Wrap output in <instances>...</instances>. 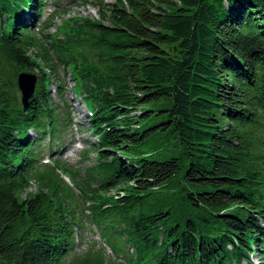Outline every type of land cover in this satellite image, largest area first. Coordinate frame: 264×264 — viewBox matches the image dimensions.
Instances as JSON below:
<instances>
[{"label":"trees","instance_id":"1","mask_svg":"<svg viewBox=\"0 0 264 264\" xmlns=\"http://www.w3.org/2000/svg\"><path fill=\"white\" fill-rule=\"evenodd\" d=\"M47 1L0 0V264L264 261V0H97L55 33ZM69 73L97 136L83 171L50 152ZM88 219L115 256L76 250Z\"/></svg>","mask_w":264,"mask_h":264},{"label":"rangeland","instance_id":"2","mask_svg":"<svg viewBox=\"0 0 264 264\" xmlns=\"http://www.w3.org/2000/svg\"><path fill=\"white\" fill-rule=\"evenodd\" d=\"M114 0H103L104 3H111ZM97 0H89L84 3L83 0H48L46 3V11L44 12L43 21L53 17V26L50 28L51 33H55L58 30V26H61L64 20L68 17H82V18H92L99 19V5ZM57 11V12H56ZM29 23L31 19L27 20ZM108 23V21H106ZM63 73V70H62ZM52 86L51 94L55 102L59 105L60 111L63 114L71 113L73 118V123L68 125L64 130V135L62 139H57V144L54 149L50 152L54 158H60L68 161L70 164L77 167V169L86 170L88 167L96 163V152L90 150L88 155H86V150L91 146V141L95 140L97 136L93 133L90 128V122L88 118L87 111L85 110L84 102L80 97L77 96L73 86L75 85V79L72 77L71 73L67 74V84L68 89H66V100L61 98L58 93L57 87L58 82L54 76H52ZM33 137H36V133L32 131ZM63 140V142H62ZM44 145H49V138L42 140ZM48 151V150H47ZM44 160H50V153H45ZM68 182L69 177L65 178ZM37 183L32 182L30 190H36ZM81 204L80 206H82ZM77 246L76 250L78 252H83L92 244H96L97 247L104 246L105 251L108 254L115 256L111 247L103 240L97 226L90 219L87 220L86 225L83 228L77 229ZM251 257L256 261L257 264H264V261H260V255L253 253ZM244 264L247 260L243 261Z\"/></svg>","mask_w":264,"mask_h":264},{"label":"water","instance_id":"3","mask_svg":"<svg viewBox=\"0 0 264 264\" xmlns=\"http://www.w3.org/2000/svg\"><path fill=\"white\" fill-rule=\"evenodd\" d=\"M38 74L33 70H23L18 75V85L21 90V99L25 109L30 105V98L37 86Z\"/></svg>","mask_w":264,"mask_h":264}]
</instances>
